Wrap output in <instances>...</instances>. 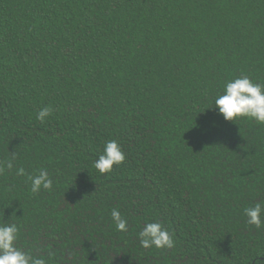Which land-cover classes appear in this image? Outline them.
<instances>
[{
  "label": "trees",
  "instance_id": "trees-1",
  "mask_svg": "<svg viewBox=\"0 0 264 264\" xmlns=\"http://www.w3.org/2000/svg\"><path fill=\"white\" fill-rule=\"evenodd\" d=\"M242 74L264 83V0H0V224L47 264H264V124L214 104ZM151 221L173 247L141 245Z\"/></svg>",
  "mask_w": 264,
  "mask_h": 264
},
{
  "label": "clouds",
  "instance_id": "clouds-1",
  "mask_svg": "<svg viewBox=\"0 0 264 264\" xmlns=\"http://www.w3.org/2000/svg\"><path fill=\"white\" fill-rule=\"evenodd\" d=\"M214 104L226 120H237L241 117L254 119L264 124V83L254 81L248 75H240L228 80L224 84L223 92L215 97ZM52 113L50 107H43L37 114V119L44 121ZM16 154L0 160V174L14 168ZM126 160V153L118 140H108L93 167L101 174L110 173L114 165H120ZM16 174L26 175L23 167L16 169ZM30 191L38 194L42 189L51 190L53 180L46 168L36 170L34 174H27ZM248 223L257 229L264 227V202H256L245 208ZM113 224L118 231H127L128 221L118 208L111 210ZM20 227L16 223L0 224V264H47L43 257L35 256L31 250L24 251L17 247L16 241L20 235ZM138 236L143 247L171 248L174 239L169 230L158 221L146 223Z\"/></svg>",
  "mask_w": 264,
  "mask_h": 264
}]
</instances>
